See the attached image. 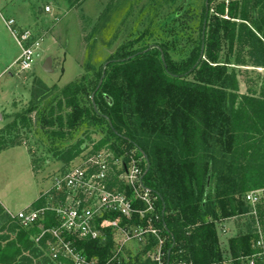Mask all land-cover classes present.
Segmentation results:
<instances>
[{
    "label": "trees",
    "instance_id": "trees-1",
    "mask_svg": "<svg viewBox=\"0 0 264 264\" xmlns=\"http://www.w3.org/2000/svg\"><path fill=\"white\" fill-rule=\"evenodd\" d=\"M214 1L205 4L199 46L186 58L173 59L171 52L177 48L166 43L144 45L146 37L141 34L122 44L107 61L99 75L100 82L105 74L103 83L96 91L97 81L91 93H95V105L93 98L90 106L79 102L81 82L71 81L60 92L64 100L60 104L64 102L71 109L66 116L70 128L89 118L95 125H107L126 150L136 149L140 156L146 155L143 182L158 197L161 221L156 225L167 238L166 264L223 263L217 218L205 219L215 217L217 209L203 202L211 196L206 187L205 160L208 151L213 152L209 148L212 131L227 126L229 162L236 178L241 177V190L245 193L264 187V76L257 75L263 80L258 95L239 94V81L236 73L229 71L227 61L234 57L240 66L264 69V0H219L211 13ZM157 3L160 1L152 0L154 6ZM175 26V22L164 23L162 29L168 32ZM146 32L153 35L155 30L150 26ZM139 43V48L131 50ZM203 45L204 58L200 60ZM225 46L227 59L221 61ZM125 115L131 118V126ZM19 118V122L24 120L21 115ZM59 121L64 124L65 118L59 117ZM17 126L14 121L0 130V152L20 145L6 137ZM80 152L77 144L60 159L69 162ZM191 165L194 178L185 169ZM45 200L41 196L33 206L40 207ZM235 211L233 208L227 215ZM0 215L2 220L11 221L9 229L15 234L0 236V264H24V260L33 264L34 258L28 256L39 257L45 247L44 242L38 245L32 238L39 229L22 228L1 205ZM53 216L50 212L45 226L55 224ZM249 236L254 237L251 230L229 240V254L224 256L230 257L231 264H247L245 257L254 252ZM152 242L156 244L157 239L153 237ZM79 244H85L87 254L101 257L113 246L111 239L105 246ZM256 264L264 262L258 259Z\"/></svg>",
    "mask_w": 264,
    "mask_h": 264
},
{
    "label": "rangeland",
    "instance_id": "rangeland-1",
    "mask_svg": "<svg viewBox=\"0 0 264 264\" xmlns=\"http://www.w3.org/2000/svg\"><path fill=\"white\" fill-rule=\"evenodd\" d=\"M159 1L154 6L152 0H0V130L17 121L16 129L6 137L20 144L11 147L13 150L0 158V199L9 207L11 217L33 206L43 192L53 188L56 177L98 149H108L123 158L131 153L138 154L136 149L126 150L122 140L112 136L105 124L95 125L86 118L70 128L66 116L71 109L64 102L60 104L64 101L60 92L79 75L75 80L83 84L79 102L82 106H90L92 90L99 82L105 63L115 56L122 44L138 39L141 34L146 37L144 45L166 43L176 47L177 50L171 52L175 60H182L197 50L207 0ZM218 3L219 0L213 2L211 13ZM10 18L22 28L45 35L34 68L26 73H17L16 66L5 70L21 53L5 24V20ZM174 22L175 29L164 32V23L171 25ZM150 26L155 30L153 35L146 32ZM141 45L139 43L131 50ZM48 57L52 58L51 67L55 72H47L43 68ZM226 59L227 46L221 54V61ZM227 61L229 71L235 72L239 81V94H259L263 80L257 75L264 76V69L240 66L234 57ZM252 69L257 70L256 73ZM20 115L24 118L22 122H19ZM59 117L65 118L64 124L60 123ZM125 118L131 126L129 115ZM216 131H212L209 143L213 152L208 151L205 160L206 187L211 196L204 198L203 202H207L208 207L212 203L217 209L215 217L211 215L205 219L217 218L219 248L223 254L221 264H231L230 257L224 256L229 254V240L252 230L253 219L244 214L247 208L242 199L241 177L236 178L231 171L227 126L223 125ZM77 144L81 150L79 155L69 162L60 159ZM16 147L19 148L14 149ZM144 162L142 166L146 168L145 159ZM185 169L194 178L192 165ZM233 208H236L234 215L228 216ZM1 217L0 236L14 237V232L9 229L13 224ZM200 217H197L198 221ZM152 238L153 235L145 233L143 240L126 242L123 264L153 261L159 246L158 243L153 245ZM163 238L167 239L164 235ZM248 239L251 244L253 238L249 236ZM39 253V257V254H28L30 260L34 258L33 264L39 261L61 264L51 263L46 250ZM24 264H28V260H24Z\"/></svg>",
    "mask_w": 264,
    "mask_h": 264
},
{
    "label": "built area",
    "instance_id": "built-area-1",
    "mask_svg": "<svg viewBox=\"0 0 264 264\" xmlns=\"http://www.w3.org/2000/svg\"><path fill=\"white\" fill-rule=\"evenodd\" d=\"M5 24L21 48L10 68L16 66L17 73L29 72L40 55L45 35L18 26L13 18L6 19ZM138 156L131 153L123 158L108 149L96 150L55 178L53 188L43 193L44 205L29 206L12 218L24 229L39 228L32 238L38 245L44 242L42 250L47 251L51 263L123 264L125 243L143 240L149 233L159 246L153 261L166 264L165 239L156 225L161 221L158 197L144 185L145 157ZM242 199L247 206L244 214L253 219L254 234V252L245 260L247 264H256L258 259L264 262V187L245 192ZM50 212L55 224L45 226ZM110 239L113 246L104 257L87 254L85 244H79L105 246Z\"/></svg>",
    "mask_w": 264,
    "mask_h": 264
},
{
    "label": "water",
    "instance_id": "water-1",
    "mask_svg": "<svg viewBox=\"0 0 264 264\" xmlns=\"http://www.w3.org/2000/svg\"><path fill=\"white\" fill-rule=\"evenodd\" d=\"M203 58H204V45L202 46L200 60L203 59ZM107 64H108V62L104 65V71H105V68H106ZM51 65H52V58L51 57L46 58L45 63H44V67H43L44 70L47 71V72H55V70L51 67ZM104 77H105V74H103V76L101 77L96 91L101 87V85L103 83V80H104ZM94 96H95V93H93V95H92L93 103L95 105ZM145 157H146V155H145Z\"/></svg>",
    "mask_w": 264,
    "mask_h": 264
},
{
    "label": "crops",
    "instance_id": "crops-1",
    "mask_svg": "<svg viewBox=\"0 0 264 264\" xmlns=\"http://www.w3.org/2000/svg\"><path fill=\"white\" fill-rule=\"evenodd\" d=\"M18 57H19V56H18ZM18 57H17V58H18ZM17 58L14 59L13 62H12V63H11L6 69H5L6 71L12 66V64L15 62V60H17ZM63 71H64V69H63ZM78 76H79V75H78ZM78 76L75 77L72 81H75V80L78 78ZM70 82H71V81H70ZM68 83H69V82H68ZM17 148H19V147H16V148H14V149H17ZM11 150H13V149L11 148V149H7V150L2 151V152L0 153V158L3 157V156H5V154H6L7 152L11 151ZM45 192H46V191H45ZM43 193H44V192H43ZM37 199H39V198H37ZM35 202H36V200H35ZM0 203H1V206L5 209L6 212L11 213L9 207H7V206L5 205V202L2 203L1 199H0ZM33 204H34V203H33Z\"/></svg>",
    "mask_w": 264,
    "mask_h": 264
}]
</instances>
